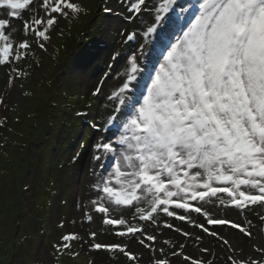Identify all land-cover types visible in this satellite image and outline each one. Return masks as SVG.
<instances>
[{"label":"snow or ice","instance_id":"1","mask_svg":"<svg viewBox=\"0 0 264 264\" xmlns=\"http://www.w3.org/2000/svg\"><path fill=\"white\" fill-rule=\"evenodd\" d=\"M146 7L147 0H130L129 12L141 14ZM0 10V66L11 65L5 95L0 96L6 109L20 95L15 80L28 75L16 64L36 55L32 41L16 38L21 30L13 21H22V35L34 34L37 47L47 51L45 44L62 35L60 19H77L87 9L75 0H0ZM25 12L30 14L26 19ZM136 36L131 33L126 40ZM142 38L146 43L139 45V55L131 56L125 78L108 96L113 107L103 128L94 125L113 135L94 145L91 212L101 214L102 224L112 226L118 238L148 248L153 253L150 264H172L164 249L155 246L157 234L148 231L150 226L173 229L163 217L187 221L234 253L232 242L209 226H230L251 237V221L245 226L217 212L264 209V0H196L187 8L178 0H160ZM99 93L97 87L93 95ZM5 124L6 117L0 116V127ZM31 187L26 178L23 191ZM193 214L202 215L206 224ZM84 215L93 221L90 211ZM174 230L197 245L204 239ZM96 237L91 231L88 244L68 232L53 247L57 254L67 250L75 257L79 253L70 251L71 242L82 241L81 248L88 244L89 252L103 249L113 258L120 253L138 261L140 254L130 243L97 242ZM184 248L180 244L171 255H182ZM255 251L260 258L229 255L227 261L264 264V247ZM183 259L213 264L187 255Z\"/></svg>","mask_w":264,"mask_h":264},{"label":"rangeland","instance_id":"2","mask_svg":"<svg viewBox=\"0 0 264 264\" xmlns=\"http://www.w3.org/2000/svg\"><path fill=\"white\" fill-rule=\"evenodd\" d=\"M75 2L87 9L86 14L81 13L77 19L61 18L62 35L55 34L45 44L46 53L40 52L33 34L22 35V21H13L21 30L16 38L32 41L36 55L16 64L28 75L15 80L19 98L9 101L6 109L0 106V116L6 117L5 126L0 127V264H134L120 253L113 258L107 251L89 252L91 231L97 232V242L130 243L132 251L140 254L139 264H150L153 258V253L135 240L118 238L114 230L102 229L100 217L92 215L91 223L86 219L85 211H91L89 200L95 197L94 145L101 137L107 139L113 133L99 131L92 138L88 126H82L73 116L81 104L84 108L87 104L93 114L91 118L103 128L113 107L108 96L125 78L131 56L139 55V45L146 43L142 33L154 15V5L160 1L148 3L141 14L130 13L124 0ZM195 3L196 0H178L186 8ZM104 7H109V13L113 14L104 16ZM179 11L177 7L176 12ZM29 15L25 12L24 18ZM122 15L129 18V24ZM128 33L137 34L136 43L127 42ZM10 70L11 65L0 66V96L5 95ZM97 87L103 89L99 98V94L93 95ZM25 91L32 95L24 96ZM26 178L32 183L28 193L23 191ZM84 205L89 207L86 209ZM217 214L245 226L251 221V237L230 226L210 229L225 235L237 249L234 253L187 221L167 219L173 229L150 226L148 231L157 234L155 246L164 249L172 264H190L183 259L184 255L213 264H231L227 261L229 255L260 258L255 249L264 247V220L260 219L264 209L256 207L241 214L239 210L224 208ZM193 219L206 224L202 215L193 214ZM175 228L204 239L197 245ZM68 232H77L88 240L83 248L82 241L71 242L70 251L79 253L75 257L67 250L57 254L53 247ZM165 240L170 243L165 244ZM182 243L185 244L182 255L172 256ZM200 247L210 250L201 252Z\"/></svg>","mask_w":264,"mask_h":264},{"label":"bare ground","instance_id":"3","mask_svg":"<svg viewBox=\"0 0 264 264\" xmlns=\"http://www.w3.org/2000/svg\"><path fill=\"white\" fill-rule=\"evenodd\" d=\"M137 42V38H136V40H135V43ZM105 252V250H100V253H104ZM99 253V252H98Z\"/></svg>","mask_w":264,"mask_h":264},{"label":"trees","instance_id":"4","mask_svg":"<svg viewBox=\"0 0 264 264\" xmlns=\"http://www.w3.org/2000/svg\"><path fill=\"white\" fill-rule=\"evenodd\" d=\"M69 108H70V105H69ZM73 117H74L75 119H77L76 116H73ZM62 256H63V255H62Z\"/></svg>","mask_w":264,"mask_h":264}]
</instances>
